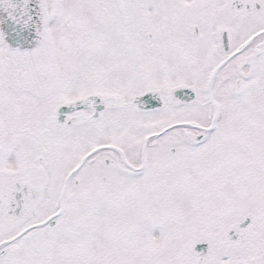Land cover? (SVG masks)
Listing matches in <instances>:
<instances>
[{
    "label": "snow or ice",
    "instance_id": "6c2138e0",
    "mask_svg": "<svg viewBox=\"0 0 264 264\" xmlns=\"http://www.w3.org/2000/svg\"><path fill=\"white\" fill-rule=\"evenodd\" d=\"M0 264H264V0H0Z\"/></svg>",
    "mask_w": 264,
    "mask_h": 264
}]
</instances>
